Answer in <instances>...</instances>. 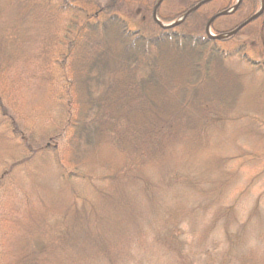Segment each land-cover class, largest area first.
<instances>
[{"label": "trees", "instance_id": "obj_1", "mask_svg": "<svg viewBox=\"0 0 264 264\" xmlns=\"http://www.w3.org/2000/svg\"><path fill=\"white\" fill-rule=\"evenodd\" d=\"M148 1L0 0V7L10 11L7 23L0 16V115L5 117L4 106H10L0 140L14 145L3 161L0 187L9 176L14 180L10 185L18 184L12 176L19 172L31 189L22 203V219L17 202L9 205L14 207L12 215L0 210L2 240L24 233L11 241L16 253H7L6 260L0 257V264H56L50 261L51 253L61 243L66 251L62 264L79 260L71 251L80 243L115 264L127 240L141 239L139 214L144 212L152 218L146 232L157 247L176 254L181 264H216L205 241L219 219L234 218L233 205H220L222 187L228 183L212 180L204 188L194 180L187 192L177 183H187L188 178L179 177L197 167L199 175L233 171L236 162L215 156L220 151L216 137L241 112L242 97L264 66L250 65L244 49L253 40L250 36L228 50L221 45L236 36L208 37L204 28L187 22L194 11L174 26L161 27ZM169 2L161 0L156 9L161 21L173 19L161 12ZM248 2L257 4L241 0L225 16L237 14ZM133 6L139 9L135 29L128 21L134 17ZM192 6L184 0L173 16ZM195 16L206 24L205 18ZM255 22V35L261 38L264 11ZM212 30L219 34L215 27ZM29 43L34 45L30 56L24 51ZM237 55L248 66L236 72L225 63ZM39 84L46 85V101L38 109L40 122L28 126L16 107ZM203 156L207 161L201 163ZM248 159L255 161L256 156ZM52 215L62 218L61 231H48ZM198 220L209 225L193 242ZM183 225L188 233L180 232ZM46 232L54 235L47 245L35 240ZM258 245L263 251L264 239ZM0 246L3 255L5 242ZM191 248L203 249L206 261L203 252L191 256ZM247 251L237 264H264V257L250 247ZM225 260L217 264L230 261L228 256Z\"/></svg>", "mask_w": 264, "mask_h": 264}, {"label": "rangeland", "instance_id": "obj_2", "mask_svg": "<svg viewBox=\"0 0 264 264\" xmlns=\"http://www.w3.org/2000/svg\"><path fill=\"white\" fill-rule=\"evenodd\" d=\"M99 1L103 2L106 0ZM183 1L184 0H171L169 5H163V9L161 11L163 16L173 19L168 21L160 20L162 24L171 23L179 18L180 15L177 17H174L173 15H175V12H177V8L183 4ZM199 1L200 0H190V3H193L191 8H193L194 5ZM229 1L230 0H208L193 10L195 12H193L194 16L190 17L187 22H191L192 27H195L196 29H200V27H202L204 28V31L205 28L207 31L206 24L203 25L201 21H199L200 18L196 17L195 14H199L201 19L205 18L204 21H207L215 13H219L223 10L230 11L231 9L226 6ZM232 2L234 3L235 0H232ZM259 2L260 0H257L256 6H254L251 2H248L246 7L242 8L240 12L233 16L220 15L214 18L210 23L208 32L213 33L212 27H215L219 33L228 31L232 28V25L235 26L236 23L238 24L247 16L252 14L255 10H257L259 7ZM154 3L155 0L148 1V4H151L152 8ZM131 10L134 17L133 19L128 20L129 27L135 29L138 25L137 19H139V15L136 11L139 9L137 6H133ZM0 16L3 22L7 23L6 19L10 18V11L8 8L5 9L0 7ZM258 28V23H256L255 20L251 21L233 35L236 37L232 41L227 42L223 46L221 45V47L228 50H233L238 45H241L243 41L247 40L248 36H250L253 38V40H250V46L246 45L244 46V49H246L250 60L264 63V32L263 37L261 36V38H257L255 35V30ZM28 32L30 35H34L36 33L31 27L28 28ZM0 35H2V31H0ZM222 36L228 37L226 34ZM33 48V43H29L27 45L25 44L24 51L27 52L28 56H30ZM237 57L239 56H233L225 63L227 67L234 68V71L236 72L240 71V69L244 70V68L248 66L245 63H242ZM250 65L255 66L252 63H250ZM51 70H53L52 72L55 75V78H57L58 71L56 68L53 67ZM39 85L40 86L37 87L36 90L25 93L22 102H20L19 106L16 107L18 111H22V115L24 116L23 122L28 126L32 125L35 127L37 126V123L40 122V116L42 113H40L38 109L40 106H44L42 103H44V100L46 101V85ZM55 89L58 93V87ZM1 95L2 94L0 93V97ZM242 100L243 104L240 107L241 112H237L235 115H233L232 120L222 126V128H224L216 137L220 141V151L215 156L223 158L229 163L236 162L233 167V171L231 172L232 174L230 173L223 176L219 171H212V174L202 173L199 175V167H197L195 171L193 170V172L186 173V176L184 177H179V179L188 178L187 183H177V187L185 192L191 190L190 187L192 186L194 180H196L195 182L197 185H200L204 188H206V186L209 185L212 180L219 182L221 185L225 182L228 183L227 187H222L225 194L221 196L222 201H220V205H233L232 208L235 209V211L232 212L234 218L223 216L221 219H219L212 227L210 236H208L205 241L206 247H209L208 251H210L211 255L214 257L216 264L220 259L226 261V256H228V260L230 259V261L227 262L228 264H237V262H239L242 257V253L248 252V247H250L251 252H254L256 256L264 257V247L262 251V246L258 245V242L264 239V237L259 239V235L264 233V71H260L254 77V84L251 85L249 89H247L244 96L242 97ZM9 107L10 106L6 108L4 106L6 116L3 117L0 115V123H2V121L4 123L5 118L9 116ZM241 114L243 115L239 116ZM3 123L0 126V131L2 132V126L5 127ZM16 123L18 125V122ZM3 141L0 140V172L1 167L4 165L3 161L6 157V154H8L14 146H12L9 141ZM250 154L254 157L256 156L255 161L248 159ZM202 159L203 160L200 161L201 163L207 161L205 156H203ZM177 168H179L182 173L187 172L185 168L181 169L179 165ZM172 170V167H169L168 175L172 174ZM221 171L226 172V168L225 170ZM12 177H15L16 180H19L18 184L15 186L10 185V182L14 181L12 178H10V176L4 180H1L0 210L5 211L8 215H12L10 211L15 207L17 202L19 206L15 208L20 209L18 218L22 219L25 216L26 209L22 203L25 194L28 193V190H31L30 184L29 182L23 183L22 179L20 180L22 175L19 172H15ZM154 178L156 181L157 176L155 175ZM190 181H193L192 184H190ZM210 187L214 186H208V188ZM25 190L26 193L23 192ZM9 205H13L14 207H9ZM54 214H57V212ZM139 216V229L140 231L143 230L142 233H140L141 239L139 242H136L131 237L133 242L135 241L134 243H131L127 240L120 252L115 255V257H118L115 261V264H181L179 258L174 259V255L176 254L171 253L170 250L165 251L150 241V237L146 231L148 230L147 228H149L147 225L149 220L152 219L151 216L148 215L147 212L142 214L140 213ZM48 225V231H61L63 228V220L60 216L52 215L49 218ZM208 225L209 223L198 220V227L197 230H195L193 242L198 241L199 238L203 236V231L204 229H207ZM9 226L11 227L12 225ZM225 226L229 228L228 231H226ZM179 230L180 232L183 230L185 233H188V227L186 225H183V229L180 226ZM23 235V232L16 233L12 238L8 237L6 241L2 240L0 237V243L3 241L6 244L4 247V254L0 255L2 259L6 260V254L9 252L16 253V248L11 241L16 240L18 237ZM50 236L54 237L53 234H49L47 232L45 234L40 233V236H37L35 240L44 242V245H47L45 241L50 239ZM231 238H233L234 241L231 240ZM212 239H215L216 241L213 244H211ZM54 243L55 242H53L52 245ZM54 245H56V243ZM61 245L62 247L56 246V248L53 250V253H51V259L49 258L51 262L53 260V262H56V264H62L61 262L64 259L66 251L62 243ZM118 245L120 246V244ZM213 246H216V248L214 249ZM2 247L3 246H0V249ZM73 249L75 250L71 252L77 257V259L79 258V260H76V262H74L75 260H72V262L70 261L68 264H108L107 257L102 256L101 254L99 257H97V254H91L89 251L85 250V244L80 243L78 245V249ZM203 251V249L191 248L189 253L191 256H193ZM38 253L39 255H42V257L44 256V253ZM69 256L72 255L69 254ZM201 256L203 260L206 261L207 255L204 252L201 254ZM57 258H60L59 262L56 260Z\"/></svg>", "mask_w": 264, "mask_h": 264}, {"label": "water", "instance_id": "obj_3", "mask_svg": "<svg viewBox=\"0 0 264 264\" xmlns=\"http://www.w3.org/2000/svg\"><path fill=\"white\" fill-rule=\"evenodd\" d=\"M206 1H208V0H201V1H199V2H198L193 8H196L198 5H200V4H202V3L206 2ZM159 2H160V0H157L156 3H155V5H154L153 16L155 15V14H154V13H155V9H156V6L158 5ZM238 3H239V0H238L237 3L234 5V8L237 7ZM263 7H264V1L261 2V6H260V8H259L258 11H256L255 13H253L252 15H250L249 17H247L245 20H243L241 23H239L234 29H232L231 31H229V32L227 33L228 36L234 34L236 31H238L240 28H242L245 24H247L248 22H250V21H252L254 18H256V17H257L262 11H263ZM222 13H224V12H219L218 14H222ZM186 14H187V12L184 13V14L181 16V18L178 19V20H177L176 22H174V23H177V22L181 21V20L185 17ZM215 16H216V15L212 16V17L208 20V23H207L206 27H208L209 23L215 18ZM154 18H155V17H154ZM169 25H170V24H169ZM166 26H168V25H166ZM209 36H210V37H214V38H220V37H221V35H210V34H209Z\"/></svg>", "mask_w": 264, "mask_h": 264}, {"label": "bare ground", "instance_id": "obj_4", "mask_svg": "<svg viewBox=\"0 0 264 264\" xmlns=\"http://www.w3.org/2000/svg\"><path fill=\"white\" fill-rule=\"evenodd\" d=\"M177 20H174L172 23H171V25H170V27L171 26H174V25H176V24H178L179 22H177V23H174V22H176Z\"/></svg>", "mask_w": 264, "mask_h": 264}]
</instances>
